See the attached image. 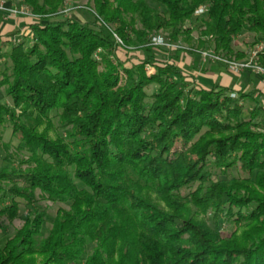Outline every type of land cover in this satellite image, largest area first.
<instances>
[{
    "label": "trees",
    "instance_id": "trees-1",
    "mask_svg": "<svg viewBox=\"0 0 264 264\" xmlns=\"http://www.w3.org/2000/svg\"><path fill=\"white\" fill-rule=\"evenodd\" d=\"M12 1L36 18L29 33L0 36V90L11 102H0V143L10 129L28 154L15 168L4 158L0 231L20 217V201L66 207L46 232L47 214L31 209L0 245V264H264L263 109L196 88L177 66L192 50L245 60L235 39L264 45V0H86V21L61 19L66 0ZM155 36L179 48L153 46ZM120 50L143 60L124 62ZM256 65L264 70V50ZM234 168L244 177L212 181ZM188 204L212 218L198 222ZM220 223L242 232L224 239Z\"/></svg>",
    "mask_w": 264,
    "mask_h": 264
},
{
    "label": "rangeland",
    "instance_id": "rangeland-1",
    "mask_svg": "<svg viewBox=\"0 0 264 264\" xmlns=\"http://www.w3.org/2000/svg\"><path fill=\"white\" fill-rule=\"evenodd\" d=\"M91 7L94 8L93 4H91ZM15 8H18V7H15ZM87 8L88 7H87V1L86 0L81 1V2H74L73 0H66L62 9L64 11H67V12L63 13L64 17H62L61 19H66V18L67 19L68 18L79 19L80 18L83 21H86L88 19L92 20V15L89 12H87V11H89ZM68 10H70V12H68ZM23 17H26V16H23ZM18 18H11V19L15 20ZM28 18H31V17H28ZM86 18H88V19H86ZM5 19H10V18L5 17ZM31 19H33V18H31ZM194 36L198 37V34L194 33ZM159 37H161V36H159ZM162 38H163V40L166 39L165 37H162ZM252 39H253L252 35H243V36H239L235 39L234 47L236 49L245 51L247 53L248 60H240V61H233V62L246 63V62H249L251 60V56L253 53L259 52V54H260L261 52H263L264 47L262 50V46H264V45L262 43H259L258 45L257 44L252 45L251 44ZM156 47H158V46H156ZM183 48H186V47H183ZM210 51L211 50H205V51L192 50L190 53L192 55H195L194 57L193 56L191 57L194 61V65H193L192 69L191 68H185L186 71L188 73H192L196 76L199 74L200 77H203V75L201 74L200 68L201 69L203 68V66H202V64H204L203 61L206 62L207 60H204L203 57L201 56V54L203 52H210ZM118 53H119V55H118L119 58L124 62L132 60L133 58H136V57L143 60V56L141 55L140 52H133L131 54H134V55H128V54L124 53L122 50H120ZM156 53L160 57L167 55V54H164V52L161 50H158V52H156ZM130 57H132V58H130ZM133 60H134V62H137L136 59H133ZM215 62H217V61H215ZM217 63H220V62H217ZM154 68H156V66L153 67L150 64L146 66V71H147L148 76L152 75V73L154 72ZM228 69H229V67H228ZM261 73L264 74V72H261ZM147 92H148L149 96L151 94H153L155 92V86H153V85L150 86L148 88ZM150 101H151V99L148 97L147 103H150ZM0 102L7 103L9 106L11 103L9 99L5 98L3 90H0ZM260 103L261 102H259V104ZM256 106H257L256 103H252L251 101H247L245 108L247 110L249 107H251V110H253L254 108H256ZM261 118L264 119V114H261ZM244 119L245 120L249 119L248 113H245ZM59 125H60L59 120L55 117L53 119V130L51 132L52 136L56 137L57 133L62 134V130L58 129ZM5 145L8 146L7 149H5V147H4ZM21 146L22 145H21L20 141L12 135L11 130L10 129L6 130L4 135H3V140L0 143V170L4 167H8V165L4 162V158L7 156L11 160L12 164L9 165L11 168L17 167L18 165H20V163L22 161H26L28 159L27 152H25L23 149H21ZM243 177H244V174L240 173V171L238 169L234 168V169L230 170L226 176L220 174L219 171L215 170V171H213V175H212L211 179H212V181H217V180H221V179L223 180V179H232V178L241 179ZM197 187H198V184H193V185L187 187L186 189H184L182 191L183 196L187 195L190 192L195 191L197 189ZM65 207L66 206L64 204L53 203L50 201H41V202L37 203L35 206H33V208L39 210V212L42 211V212H45L47 214V220H46V223L44 224L45 232L49 231V229L51 227V222H52L53 218L56 216L57 211L61 208H65ZM163 207H164V205H162V208ZM33 208H31V209H33ZM186 208L190 213V217H193L198 222H208V220L212 218V214H207V215L204 214L202 209H199L197 206H195L193 204H188ZM31 209L26 206L24 201H20V211H21L20 217L15 219L12 222L5 219L4 229H2L0 231V245H3L7 237L13 236L16 233V231L19 230L24 225V219L26 218L27 214L31 211ZM220 230H221V235L224 239H231L233 237V235H235V234L240 235V233L242 232V227H241V225H238L236 223H234V224L233 223H230V224L220 223Z\"/></svg>",
    "mask_w": 264,
    "mask_h": 264
},
{
    "label": "crops",
    "instance_id": "crops-1",
    "mask_svg": "<svg viewBox=\"0 0 264 264\" xmlns=\"http://www.w3.org/2000/svg\"><path fill=\"white\" fill-rule=\"evenodd\" d=\"M19 5V3L13 2L12 0H5V6L8 8H13ZM34 22L33 19L23 16H20L15 20L11 18L5 19L4 13L0 12V36L4 38L7 35L16 32L27 34L30 32V25ZM9 48L10 44L5 45L4 51H8ZM178 56L177 66L181 71L184 80L190 85L204 90L220 87L231 90V92L234 93H241L243 96H246L242 101L244 106H246L247 101H251L252 103H256L257 106H261L263 109L261 114H264V74L258 73L255 70H244L235 73L231 72L228 67L222 63L203 61V68H200L203 77H200L199 74L196 76L192 73H188L185 69L193 68L194 61L191 57H194L195 55L181 52L178 53ZM245 60H248V56ZM259 102H261V105ZM247 110L250 111L251 107ZM258 120L262 121V124L264 125V119L261 118V115Z\"/></svg>",
    "mask_w": 264,
    "mask_h": 264
},
{
    "label": "built area",
    "instance_id": "built-area-1",
    "mask_svg": "<svg viewBox=\"0 0 264 264\" xmlns=\"http://www.w3.org/2000/svg\"><path fill=\"white\" fill-rule=\"evenodd\" d=\"M0 11L4 13L6 18H18L20 16H26V17H31V18H36L30 11V9L28 7H21V8H8L5 6V0H0ZM67 11H63L62 13H66ZM68 12H70V10H68ZM205 12V7H200L197 11V14H202ZM115 39L117 40V43H119L120 45H122V41L116 36L114 35ZM22 40L21 39H17L14 38L13 42L14 43H20ZM151 45L153 46H160L162 48H166L168 50L171 49H175V48H179L177 45H174L172 43H170L169 40H166L162 37L159 36H155L152 38L151 40ZM262 46V50H263ZM258 55L259 52H255L252 54L251 56V60L249 62L246 63H237V62H233V61H228L222 57H220L219 55H216L213 51L211 52H203L201 54V56L203 57L204 60L207 61H217L220 62L226 66L229 67V70L231 72H240V71H244V70H255L258 73L264 72L261 68H259L256 65V61L258 59Z\"/></svg>",
    "mask_w": 264,
    "mask_h": 264
}]
</instances>
